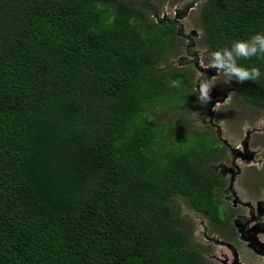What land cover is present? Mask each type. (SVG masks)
Returning <instances> with one entry per match:
<instances>
[{"label": "trees", "instance_id": "trees-1", "mask_svg": "<svg viewBox=\"0 0 264 264\" xmlns=\"http://www.w3.org/2000/svg\"><path fill=\"white\" fill-rule=\"evenodd\" d=\"M198 2L208 53L264 32V0ZM176 27L150 0H0V264H201L173 203L224 221L223 147L178 117ZM238 62L261 79L220 92L264 114V57Z\"/></svg>", "mask_w": 264, "mask_h": 264}, {"label": "rangeland", "instance_id": "rangeland-1", "mask_svg": "<svg viewBox=\"0 0 264 264\" xmlns=\"http://www.w3.org/2000/svg\"><path fill=\"white\" fill-rule=\"evenodd\" d=\"M150 1L159 11V18L172 19L177 24V31L181 33V37L173 42L174 56L171 57L176 62L174 65L181 68L190 79V92L193 97L190 112L178 117L183 121L191 120L192 129L208 131L221 142L223 148L211 162V167L220 173L224 187L232 181L233 188L238 193L253 196L256 190L264 188V114L239 102L235 89L220 92L224 82L222 75L205 67L206 56L202 57V52L207 48L198 26V0ZM201 73L213 78L215 83L211 94H216V97L204 106L196 99ZM165 116L167 115L162 117ZM245 155L251 157L245 159ZM233 165L238 167L239 173L235 174ZM224 167L231 170L226 171ZM173 208L180 217V225L187 234L189 244L205 251L207 246L203 237L209 235L211 224L189 210L180 198L175 199ZM212 231L214 232L213 229ZM207 253L208 251L203 254L204 259Z\"/></svg>", "mask_w": 264, "mask_h": 264}, {"label": "flooded vegetation", "instance_id": "flooded-vegetation-1", "mask_svg": "<svg viewBox=\"0 0 264 264\" xmlns=\"http://www.w3.org/2000/svg\"><path fill=\"white\" fill-rule=\"evenodd\" d=\"M214 96L216 94L212 93L211 97ZM232 167L235 174L239 173L237 166ZM224 170L231 169L224 167ZM218 175L221 177L220 173ZM261 190L264 188L247 196L238 193L232 181L226 187L222 183L220 199L225 206V219L217 225L205 219L214 232L209 228L208 238L203 237L207 246L205 251L197 248L202 255L201 264H264V194ZM207 251L204 259L203 254Z\"/></svg>", "mask_w": 264, "mask_h": 264}, {"label": "clouds", "instance_id": "clouds-1", "mask_svg": "<svg viewBox=\"0 0 264 264\" xmlns=\"http://www.w3.org/2000/svg\"><path fill=\"white\" fill-rule=\"evenodd\" d=\"M206 56L205 67L214 69L224 78V83L229 84L233 80L239 83L245 81L258 82L262 73L258 67H245L240 60H249L252 57H264V32L256 33L248 39L234 40L227 47L220 48L208 53L207 49L202 52ZM169 87L180 88V80H170ZM215 86L214 79L205 73L200 74L198 80L197 102L204 106L212 102L211 91Z\"/></svg>", "mask_w": 264, "mask_h": 264}, {"label": "water", "instance_id": "water-1", "mask_svg": "<svg viewBox=\"0 0 264 264\" xmlns=\"http://www.w3.org/2000/svg\"><path fill=\"white\" fill-rule=\"evenodd\" d=\"M244 146H245V145H244ZM245 157H246L245 159H248V157H251V155H245Z\"/></svg>", "mask_w": 264, "mask_h": 264}]
</instances>
